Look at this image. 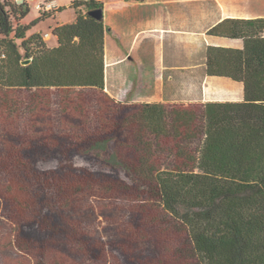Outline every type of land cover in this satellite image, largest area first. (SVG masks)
Returning <instances> with one entry per match:
<instances>
[{"label": "trees", "instance_id": "obj_1", "mask_svg": "<svg viewBox=\"0 0 264 264\" xmlns=\"http://www.w3.org/2000/svg\"><path fill=\"white\" fill-rule=\"evenodd\" d=\"M70 7L48 45L27 32L64 8L24 24L26 1L0 0V209L28 258L0 264H108L106 249L111 264H264V18L208 32L243 40L206 61L242 101L132 103L104 90L102 5ZM85 196L124 207L101 216Z\"/></svg>", "mask_w": 264, "mask_h": 264}, {"label": "crops", "instance_id": "obj_2", "mask_svg": "<svg viewBox=\"0 0 264 264\" xmlns=\"http://www.w3.org/2000/svg\"><path fill=\"white\" fill-rule=\"evenodd\" d=\"M51 1L55 10L64 8L46 20L53 21L48 30L55 45L52 29L74 22L76 13L70 7L73 0ZM96 1L102 5L105 28L104 90L112 99L185 104L243 100L241 82L210 76L206 67L208 47L241 50L243 40L208 32L225 20L264 18V0ZM66 10L73 15L59 20Z\"/></svg>", "mask_w": 264, "mask_h": 264}, {"label": "rangeland", "instance_id": "obj_3", "mask_svg": "<svg viewBox=\"0 0 264 264\" xmlns=\"http://www.w3.org/2000/svg\"><path fill=\"white\" fill-rule=\"evenodd\" d=\"M42 0H26V3L29 7V13L27 14V16L24 19V24H30L32 21H34L39 15L38 10L36 9V4ZM69 0H61L62 4H68ZM73 11L71 12V10H66L63 11L62 13L59 14L58 19L59 20H66L68 17L72 16ZM50 25H54L52 20L49 21H44V22H39L35 27H33L30 31L27 32V36L30 35V33L32 32H37V33H41V35L43 36V38L46 40V42L48 43V45H52V42L50 40V31L48 30V26ZM39 32H38V31ZM49 33H46L48 32ZM19 43V42H18ZM79 165H85V161L80 160L78 162ZM56 166V164L54 162H39L38 165V170L39 171H48L51 169H54ZM122 179H125L124 176H122ZM45 195L48 194L47 191L43 192ZM83 196H81L82 198ZM89 200L83 199L84 201H80L82 203V205H91L92 207H94L96 209V212H98V215L104 216V215H108L107 214V209L109 206V210L114 209V208H122L124 207V203L123 202H108V201H103L102 198L100 197H89ZM79 199H76V201H78ZM1 201V200H0ZM105 208V209H104ZM104 218L100 217L98 220H96V227L98 228V230L104 227V225H106V223L104 222ZM7 218L4 215L2 209H0V262H2L3 260H5V263H28V258H26L25 256H23L18 250L10 247L9 245V241L12 238V234L11 230L9 228V226L7 225ZM105 223V224H104ZM94 231V230H91ZM100 231V230H99ZM106 253L109 254V258L108 260L111 261V263H117V261H115L112 257L115 255V252L113 250H109L106 249ZM112 256V257H111ZM108 263V264H111ZM119 263H121L119 261ZM86 264H96L94 262L88 261L86 262ZM97 264H107V263H97Z\"/></svg>", "mask_w": 264, "mask_h": 264}, {"label": "water", "instance_id": "obj_4", "mask_svg": "<svg viewBox=\"0 0 264 264\" xmlns=\"http://www.w3.org/2000/svg\"><path fill=\"white\" fill-rule=\"evenodd\" d=\"M22 2H23V0H17V3H19V4H21ZM88 15L90 17H92L93 19H96L99 21L103 19V14H102L101 9L91 10L88 12ZM21 63H22V65H27L30 63V59H25Z\"/></svg>", "mask_w": 264, "mask_h": 264}, {"label": "built area", "instance_id": "obj_5", "mask_svg": "<svg viewBox=\"0 0 264 264\" xmlns=\"http://www.w3.org/2000/svg\"><path fill=\"white\" fill-rule=\"evenodd\" d=\"M37 9L38 11H41V12H50V11H54L56 7L54 5V2L49 0V1H45L43 3L38 4Z\"/></svg>", "mask_w": 264, "mask_h": 264}]
</instances>
